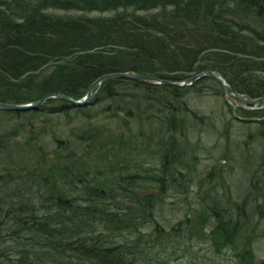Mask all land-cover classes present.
Instances as JSON below:
<instances>
[{"label": "trees", "instance_id": "1", "mask_svg": "<svg viewBox=\"0 0 264 264\" xmlns=\"http://www.w3.org/2000/svg\"><path fill=\"white\" fill-rule=\"evenodd\" d=\"M20 3L0 0V102L49 91L80 98L113 70L181 80L211 69L248 96L264 92V0L10 7ZM46 3L98 13L49 12ZM189 91L222 87L206 76L182 87L110 77L87 105L50 97L0 110V264H217L227 250L234 264H264L253 245L264 202L247 201L264 185L251 178L238 200L226 176L233 164L199 165L232 125L249 128L245 141L264 137V109L225 101L215 117L192 106ZM178 208L177 220L165 216Z\"/></svg>", "mask_w": 264, "mask_h": 264}, {"label": "rangeland", "instance_id": "2", "mask_svg": "<svg viewBox=\"0 0 264 264\" xmlns=\"http://www.w3.org/2000/svg\"><path fill=\"white\" fill-rule=\"evenodd\" d=\"M20 1H21V3H20L21 6L20 5L19 6H14V5L10 6L14 10H16V12H22V10L24 8L29 9L30 7L29 8L27 7L28 6L27 4H29V2H31L32 4H35V3H38L40 0H20ZM25 3H27V4H25ZM2 7L5 9L7 8V6L3 5V4H2ZM46 7H47V10H49V12L52 11V12L70 13V14H72V13H80V14L90 13L91 15L98 13L97 10H93V12H87L85 10L80 11V9H73V8L69 9V8H62L61 7V9H59L58 7L49 6L48 3H46ZM132 8L133 7H130L128 9H132ZM214 8L216 9L217 7H214ZM115 10H119V8L114 9V10L111 9L109 11H105L104 13L105 14H110V13L113 14ZM150 11L155 12L156 10L151 8ZM137 12L139 14L145 15L147 13V10L140 9V10H137ZM5 38L6 37H4L2 40H4ZM247 49L250 50L251 47L248 46ZM234 90H236V89H234ZM237 91H239V90H237ZM186 94H187V97L191 100L190 102H191L192 106H195L196 108L201 109L203 113L204 112H210L215 117L217 115H220V110H222V108L224 107L223 104L225 103V101L229 102L230 105H232V107L235 109H236V105H239L241 103L238 100H234V98L231 95H230L231 97L227 99L226 97L223 96L222 92L213 94L211 92L208 93L206 91V92H203L201 94L198 92H190L189 91ZM184 97H185V95H184ZM256 106L257 107H263V109H264V101L257 103ZM246 107H248V106H246ZM250 108H254V107H250ZM237 124H235V126L232 125V127H231L230 137H229L230 140L228 138L227 142L225 143L227 145L225 146V144H222L215 151L213 149V151H206V152L201 153L199 155V159H200L201 164H199V165H200V167L202 165V168L206 169L207 166L210 165L211 163H213V162L216 163L217 157H220V159L218 160L219 162L217 164L222 166L221 169L225 168L224 164H230V163H231V165L233 164L232 167L228 168V171H227L228 174L226 176H227L228 180L230 179L233 182L231 184V187H230L231 193H232L231 195L236 197L238 200H240L241 195L244 194V188L246 185L248 186L251 178L254 179V181L258 180L260 185L261 184L264 185V137L263 136L256 137V135H254V136H251L248 139V141H245L244 139L246 137V134H248L249 128H247L245 126V124H241V123H239L238 125ZM209 133H211V132H208L207 135ZM203 135L205 136L206 132ZM225 139H226V134H225ZM48 147H50V144L48 145ZM45 148H47V147H45ZM223 154H225V156H222ZM237 160H239V161L236 162ZM247 191H248V189H247ZM218 192L223 193L222 187L221 188L218 187ZM248 192H249V194H247V197H248L247 201L249 200L248 203L250 205H251V203L255 204L256 202L257 203L260 202V204H262L264 202V188L259 190V191L256 189L251 191V189H250V191H248ZM178 210H180V209L178 208L176 210V212L174 211V213L170 214V213H168L170 211V209H168L165 216L167 218H170V220H177V218H179V216H181L180 215L181 213L178 212ZM255 213H257V214L254 215L252 223L259 224L258 221L259 220L261 221L262 214H260L258 211H256ZM253 245H255L254 247H255V250L257 251V253L264 257V232L263 233L261 232V234L253 242ZM180 259H181L180 262L184 260L183 258H180ZM175 260H177V259L171 260L167 264H179V261H178V263L173 262ZM219 261H221V264H234V260H232V258L230 257L228 250L225 251V253H222V255H220L218 262H216V263L220 264Z\"/></svg>", "mask_w": 264, "mask_h": 264}, {"label": "water", "instance_id": "3", "mask_svg": "<svg viewBox=\"0 0 264 264\" xmlns=\"http://www.w3.org/2000/svg\"><path fill=\"white\" fill-rule=\"evenodd\" d=\"M211 77V79L215 80L221 87H222V93L223 96L226 97L227 99L230 98L231 96L234 98V100H238L241 103L239 105H244L245 107H257V103L264 101V92H262L260 95H258L256 98L248 96L247 94H244L241 91H237L233 89V86H231L221 74H219L216 71H212L211 69H203L202 71H197L192 73L191 75H188L184 77L181 80L177 79H168L164 77H157L156 75L153 74H147L145 72H136V71H126V70H117V71H109L107 73H102L99 76L96 77V79H93L90 84H88L86 88V95H83L80 98L74 99V97L68 95V94H63L62 91H49L44 93L41 97L34 99L33 101H24L23 103L21 102H12L10 101H2L0 102V110L2 109H11L13 110H28V109H34V108H39L40 104H43L44 101L47 98L53 97V98H60L63 99L64 101H68L73 103V105H87L89 98L91 95H93L95 92V89L98 84H100L103 80H106L107 78L110 77H124L125 79H136L137 81L143 80L147 81L148 83L154 82L160 84H166L168 86H186V85H192V83L199 78L202 77ZM231 95V96H230Z\"/></svg>", "mask_w": 264, "mask_h": 264}, {"label": "flooded vegetation", "instance_id": "4", "mask_svg": "<svg viewBox=\"0 0 264 264\" xmlns=\"http://www.w3.org/2000/svg\"><path fill=\"white\" fill-rule=\"evenodd\" d=\"M241 106V105H240Z\"/></svg>", "mask_w": 264, "mask_h": 264}]
</instances>
